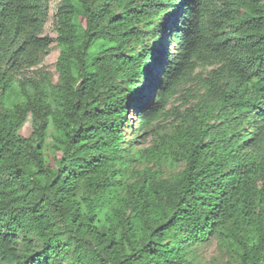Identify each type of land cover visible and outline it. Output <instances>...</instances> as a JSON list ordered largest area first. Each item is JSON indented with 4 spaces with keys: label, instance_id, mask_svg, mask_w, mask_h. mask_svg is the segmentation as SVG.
Wrapping results in <instances>:
<instances>
[{
    "label": "trees",
    "instance_id": "obj_1",
    "mask_svg": "<svg viewBox=\"0 0 264 264\" xmlns=\"http://www.w3.org/2000/svg\"><path fill=\"white\" fill-rule=\"evenodd\" d=\"M49 7L0 0V264H264V0H61L56 82Z\"/></svg>",
    "mask_w": 264,
    "mask_h": 264
},
{
    "label": "rangeland",
    "instance_id": "obj_2",
    "mask_svg": "<svg viewBox=\"0 0 264 264\" xmlns=\"http://www.w3.org/2000/svg\"><path fill=\"white\" fill-rule=\"evenodd\" d=\"M61 0H50L49 15L44 26L43 34L48 35L52 39L51 49L49 54L44 58L42 63L38 66L44 71L48 72L53 81H57L59 74L56 70V61L59 55V46L57 44V23H56V10ZM158 46L159 42H155ZM172 49H175V41H172ZM201 70V69H199ZM206 72V70L204 71ZM147 82V81H146ZM145 82V83H146ZM193 82H187L183 84L175 95L169 100L164 113L158 119L159 126L152 134L142 128L141 115H140V103L146 100L148 91H142L139 96H134L133 101L130 102V109L128 112V119L124 122V138L128 143L131 140H136V146L144 147L149 146L154 140H158L159 134H169L174 127V120L177 116L178 110H184L195 102V98L191 97V86ZM190 89V90H189ZM197 90V87L192 88V92ZM199 90V89H198ZM31 131L30 125L26 124L23 128V134L28 135ZM147 163L138 165V168H142ZM151 165V163L149 164ZM183 168V164L172 167L170 165H164L165 176L172 177L173 174H177ZM194 252V264H208L214 262L216 264H223L227 260L226 253L220 249L217 240L211 237L206 243L198 244L193 247Z\"/></svg>",
    "mask_w": 264,
    "mask_h": 264
}]
</instances>
